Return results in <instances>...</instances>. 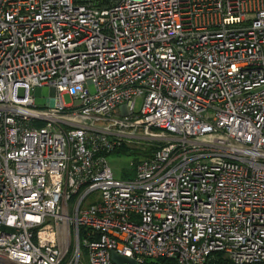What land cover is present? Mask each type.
Returning <instances> with one entry per match:
<instances>
[{
    "label": "built area",
    "instance_id": "2783aa9c",
    "mask_svg": "<svg viewBox=\"0 0 264 264\" xmlns=\"http://www.w3.org/2000/svg\"><path fill=\"white\" fill-rule=\"evenodd\" d=\"M113 253L264 264V0H0V264Z\"/></svg>",
    "mask_w": 264,
    "mask_h": 264
},
{
    "label": "rangeland",
    "instance_id": "374dc122",
    "mask_svg": "<svg viewBox=\"0 0 264 264\" xmlns=\"http://www.w3.org/2000/svg\"><path fill=\"white\" fill-rule=\"evenodd\" d=\"M90 90L95 91L93 85H90ZM31 94L35 97L36 104L41 108H46L48 99L51 97V88L49 85L36 86L31 89ZM64 101L66 104L76 103L77 101L73 100L71 96L64 95ZM53 102V101H52ZM143 99L138 98L136 102V111L139 112L142 107ZM144 145L142 149L146 150L151 147V142L148 140L143 141ZM138 155L129 153H111L107 156L108 163L110 164L115 177L122 180L132 179L136 176L137 173V162L139 160ZM100 192L96 191L92 194L85 202L86 208L88 207L89 202H94L97 197H99Z\"/></svg>",
    "mask_w": 264,
    "mask_h": 264
},
{
    "label": "trees",
    "instance_id": "16d2710c",
    "mask_svg": "<svg viewBox=\"0 0 264 264\" xmlns=\"http://www.w3.org/2000/svg\"><path fill=\"white\" fill-rule=\"evenodd\" d=\"M76 1H81V0H76ZM154 149H156L155 147H150L148 149H146L144 152H141L139 149H136V148H133V147H130L126 144H123L120 148H117L116 150L112 151V152H109L107 153L106 155L108 156L109 154L111 153H131V154H135V155H142V156H147L149 155ZM165 260L164 259H160L156 262H154L153 264H161V263H164ZM212 264H230L229 262H227L226 260L222 259V258H219L217 260H215Z\"/></svg>",
    "mask_w": 264,
    "mask_h": 264
},
{
    "label": "water",
    "instance_id": "95a60500",
    "mask_svg": "<svg viewBox=\"0 0 264 264\" xmlns=\"http://www.w3.org/2000/svg\"><path fill=\"white\" fill-rule=\"evenodd\" d=\"M51 95H54V89L51 88ZM112 260L115 264H137L133 259L125 258L116 253L112 254Z\"/></svg>",
    "mask_w": 264,
    "mask_h": 264
}]
</instances>
